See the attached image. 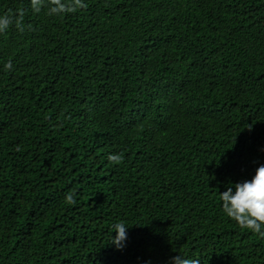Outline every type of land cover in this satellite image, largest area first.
I'll list each match as a JSON object with an SVG mask.
<instances>
[{"label":"trees","instance_id":"1","mask_svg":"<svg viewBox=\"0 0 264 264\" xmlns=\"http://www.w3.org/2000/svg\"><path fill=\"white\" fill-rule=\"evenodd\" d=\"M50 7L0 0V264H264L220 199L264 164V0Z\"/></svg>","mask_w":264,"mask_h":264},{"label":"clouds","instance_id":"2","mask_svg":"<svg viewBox=\"0 0 264 264\" xmlns=\"http://www.w3.org/2000/svg\"><path fill=\"white\" fill-rule=\"evenodd\" d=\"M50 14H63L73 12L77 7L83 6V0H71L65 3L64 0H49ZM34 10L39 11L41 0H31ZM12 19L8 15H0V33H3L11 24ZM6 67L11 68L9 63ZM108 159L119 163L122 160L121 154H110ZM67 201L74 204L72 194L67 195ZM222 208L226 215L243 228L251 229L254 232L264 235V164L256 168L251 179L229 185L225 191L220 192ZM112 243L117 249H122L127 240V228L124 223L117 222L111 226ZM170 264H199L198 260L176 255L170 258Z\"/></svg>","mask_w":264,"mask_h":264}]
</instances>
